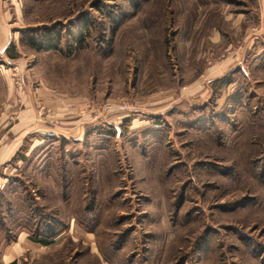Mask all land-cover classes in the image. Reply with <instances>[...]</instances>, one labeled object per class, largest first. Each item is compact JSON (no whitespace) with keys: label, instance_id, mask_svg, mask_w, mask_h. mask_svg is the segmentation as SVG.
Returning a JSON list of instances; mask_svg holds the SVG:
<instances>
[{"label":"rangeland","instance_id":"obj_1","mask_svg":"<svg viewBox=\"0 0 264 264\" xmlns=\"http://www.w3.org/2000/svg\"><path fill=\"white\" fill-rule=\"evenodd\" d=\"M2 27L0 116L42 127L0 168V264H264V0H0Z\"/></svg>","mask_w":264,"mask_h":264},{"label":"crops","instance_id":"obj_2","mask_svg":"<svg viewBox=\"0 0 264 264\" xmlns=\"http://www.w3.org/2000/svg\"><path fill=\"white\" fill-rule=\"evenodd\" d=\"M6 36L7 29L2 27L0 30V45L5 41ZM6 84L9 85L8 92H10L11 83L7 79ZM46 100L48 103L52 102L54 104V117L68 118L74 114V107L72 106L74 100L64 98H47ZM57 109H60V112ZM35 118L34 106L30 100H26L25 107L19 111L14 122H6L7 116L4 113L0 116V168H3V165L7 166L6 164L13 159L28 134L41 130L42 125Z\"/></svg>","mask_w":264,"mask_h":264},{"label":"trees","instance_id":"obj_3","mask_svg":"<svg viewBox=\"0 0 264 264\" xmlns=\"http://www.w3.org/2000/svg\"><path fill=\"white\" fill-rule=\"evenodd\" d=\"M83 26H80L79 30L82 29ZM52 37L49 36L48 32H45L43 34V40L41 43L35 42V40L30 41V45L35 48V49H43V50H48V49H53L57 47V44L52 43Z\"/></svg>","mask_w":264,"mask_h":264}]
</instances>
